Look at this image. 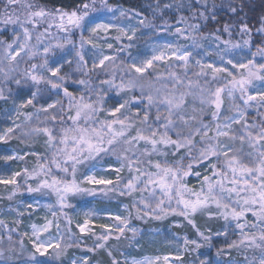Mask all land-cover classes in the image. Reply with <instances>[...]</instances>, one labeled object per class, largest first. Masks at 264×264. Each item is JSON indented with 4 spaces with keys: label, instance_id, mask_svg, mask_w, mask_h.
Here are the masks:
<instances>
[{
    "label": "snow or ice",
    "instance_id": "1",
    "mask_svg": "<svg viewBox=\"0 0 264 264\" xmlns=\"http://www.w3.org/2000/svg\"><path fill=\"white\" fill-rule=\"evenodd\" d=\"M55 2L49 7L39 0H5L0 11V25L15 26L10 41L0 39V83L16 86L15 90L0 86V102L12 105L11 111L5 110L12 126L0 131V146H9L12 140L25 146L24 152L0 155V160L27 164L28 157H34L31 169L25 166L0 175V185L8 189L9 201L22 190L40 199L55 197L54 202L36 201V208L44 212L43 223H29L28 230L19 233L22 239L13 241L9 234L5 247L0 238V261L14 264L15 245L23 254L27 240L31 248L25 264L62 262L70 249H80L81 241L90 239L92 244H85L84 252L103 254L110 258L108 264H120L113 249L124 241L131 247L143 238L130 226L133 219L177 217L182 222L173 226L190 227L195 238L180 237L183 248L177 244L174 255L131 264H185L183 254L189 250L201 253L214 247V258L198 256L193 264H264V113L259 112L264 107V47L250 55L244 51L253 39V26L241 15L249 5L245 0H225L220 7L233 16L205 36L200 24H191L184 16L177 18L184 27L172 31L167 20L162 27L147 18L135 24L115 23L140 13L130 17L133 9L114 7L109 0L78 4L59 0L61 7ZM196 2L203 8L197 9L200 20L219 23L215 0ZM171 7L157 4L154 12L162 14ZM101 12L112 16L96 15ZM257 25L255 31L264 43V13ZM42 26L46 27L40 31ZM142 29L168 33L185 43L149 44L151 55L134 54ZM220 33L239 34L241 41L222 39ZM208 40L215 46H206ZM201 52L212 62L197 58ZM120 53L128 59L120 58ZM69 84L78 87L71 91ZM113 92L118 99H111ZM236 93L243 106L237 103ZM225 99L231 102L230 114L222 116ZM251 102L258 106V123L247 122ZM205 117L210 119L206 122ZM39 138H43L44 155L34 147ZM106 157L114 160L105 161ZM191 176L198 178L199 187H189ZM115 196L131 198L123 213L87 206L77 211L70 202L75 197L103 201ZM26 209L33 210V204ZM10 211L17 217L25 215L16 208ZM198 216L205 218L203 227ZM220 221V227H211ZM11 223L18 228L23 220ZM5 227L0 220V230ZM214 237H223L226 247H217ZM248 251L254 253L251 258ZM70 264L92 261L81 257Z\"/></svg>",
    "mask_w": 264,
    "mask_h": 264
},
{
    "label": "rangeland",
    "instance_id": "2",
    "mask_svg": "<svg viewBox=\"0 0 264 264\" xmlns=\"http://www.w3.org/2000/svg\"><path fill=\"white\" fill-rule=\"evenodd\" d=\"M117 7V6H114ZM96 15L101 16V17H111L112 14L111 13H106V12H101V13H97ZM118 15V13H117ZM130 17H133L134 15H129ZM140 19L139 17H135L131 20L129 19H121L119 21H113L115 23H120V24H127V23H132L135 24L136 20ZM5 27H9L2 29V27H0V33L4 32L5 30H7L10 34L9 37L12 38V33L14 30L15 26L9 25V26H5ZM43 27L46 26H42L40 28V31H43ZM176 27H180L183 28L184 26H172V31L175 30ZM16 31H19L18 29H16ZM62 35V34H61ZM138 35L141 36V39L139 41V43L137 44L136 48H134L132 51L134 54H138V55H151V49L148 47L149 44H163V43H185V41L180 40L178 37L176 36H171L168 35V33H164V32H155L152 31L151 29H142L141 33H138ZM150 35V38H149ZM241 41V40H240ZM190 44V41L187 42ZM206 44V46L212 48L215 46V44L211 41H205L204 42ZM257 48H252L250 46V49H245L244 51L247 52L249 55L251 52H255ZM239 51V50H236ZM113 54V52L111 53ZM197 58H200L202 60H206L207 62H212V58L209 57H204L203 53L201 52V55ZM260 58L257 57V60H259ZM246 62V61H245ZM217 63H219L217 61ZM223 66V65H221ZM229 69L231 70V67L228 66ZM178 71H180V69H177ZM26 91V89H25ZM253 95H255V92H252ZM236 99H237V103H240L241 106H243V101L239 100V93H236ZM226 105H228L227 111L225 113L226 114H230L228 113V108L230 106V101H228L227 99H225ZM252 103V107L249 108L248 110V123H258L261 120V116L257 113V105L255 104V102H251ZM9 110L11 111L12 109V105L11 102L8 105L5 104H1L0 105V131H2L5 127L7 126H12V121L10 119H6L5 115L6 112L5 110ZM259 112L260 113H264V107H260L259 108ZM12 115L14 116L15 113L14 111L12 112ZM70 123V122H69ZM11 147L8 146H0V155H5V154H12V155H16L18 152L16 151L15 153L12 152ZM108 160H114V158L112 157H106L105 161ZM24 168V162L23 161H9V162H5L3 160H0V175H11L13 172L18 171V170H22ZM127 172V171H126ZM18 177V182L23 185V178L22 181H19ZM189 183V187H191L192 185H196L197 187H199V180L197 177L195 176H191L188 178ZM31 183V181H30ZM23 194L29 195L28 197H26L23 200L20 201H11L9 202L8 206L3 207L0 206V220H4V221H8L11 222L13 219H21L23 220V224L19 225V227H21V231H25L28 230V225L29 223H43L42 219H40V217H43L44 212L37 209L36 208V201L38 199H40L39 197H35L34 194H29L26 191L22 192ZM55 201V197L54 196H48V197H44L43 199H40L41 203H48V202H54ZM70 202L77 205V211L81 210L82 207H103V208H107L110 210L111 214H116V213H123V205L126 204L125 202L122 201H118L115 198L111 199V200H99V199H94L92 197H75V198H70ZM28 203H32L33 204V210H28L26 209V205ZM129 204V203H127ZM10 208H16L17 211H25V215L23 217H17V212H13L10 211ZM32 211V215L31 217H29L28 212ZM69 212V215H74V213L71 210H65ZM37 212L39 213V216L37 215ZM102 215L107 216L108 213H103ZM254 219V218H253ZM136 220L133 219L132 223H131V227H136L140 233L141 236L143 238L138 237L139 239V243L133 242V245L131 247L128 246L127 242L124 241L120 244V246H124L125 248H123L124 250L120 251V258L119 261L121 262V264H124V262L127 260L129 262V264H131L132 260H143L146 257L147 258H153L156 256H161V255H174L177 251V244L180 245L181 248H183V242L182 239H180V237L186 235L185 233H177L173 230L172 226L176 223L174 222L172 224V226H168L166 228L163 229H144L141 228L140 226L137 225V223L135 222ZM61 222L64 223L63 218H61ZM71 227H75V223H73L71 225ZM56 231L55 228L52 229V233L54 234ZM7 232V230H6ZM12 235L13 240H20L22 239V237L19 235V233H17L16 229H12V231H8V235ZM128 235H131V233L129 232ZM236 235L238 236V231L236 233ZM214 240L217 241V247H226V245H224L222 243L223 241V237H214ZM83 242V240L81 241V243ZM207 251V253L209 255H203L201 256V253ZM216 248H211V249H207L204 251H201V253H197V252H193L191 250H189V253H184V259H185V264H193V261L196 260V258L198 256H200L203 259H210V258H214V254H215ZM253 252L252 251H248L247 255L249 256V258H251L253 256ZM255 255H259V252H255ZM236 256H233L237 259L242 260V257L238 256L236 253ZM227 258V257H226ZM0 264H3L0 262ZM21 264H25V262L21 263ZM198 264V261H197Z\"/></svg>",
    "mask_w": 264,
    "mask_h": 264
},
{
    "label": "trees",
    "instance_id": "3",
    "mask_svg": "<svg viewBox=\"0 0 264 264\" xmlns=\"http://www.w3.org/2000/svg\"><path fill=\"white\" fill-rule=\"evenodd\" d=\"M72 0H63L64 4H68L71 3ZM75 2L78 4L80 2V0H75ZM209 2L211 3V0H209ZM225 2V0H215V3L217 5L216 8V12H217V20H219V23H217L216 20H209V21H204V20H200L199 16H198V12L197 9H199L200 11H203V8L201 7V5L197 4L196 0H109V3L113 4V6H117V7H123L124 9H133V12H130L129 15H134L135 12H139V18L140 19H144L147 18L148 20H152L153 23L157 26H161L163 25V21L167 20L168 23L172 26H184L183 24H179L177 23V18H179L180 16H184L188 18V22L191 24H200L201 27V31L203 32V34L205 36L209 35L210 32H214L216 29H221L222 25L224 23H228L230 18L233 16L232 13L228 12L227 8L224 7H220L221 4H223ZM245 2L249 5V8H246L244 10V12L241 13L242 16L245 17V21L249 22L252 26H253V31H252V44L251 47L252 48H258V47H264V43H262L261 38H260V34L257 33L255 31V27L258 26L257 25V20L258 18L261 16L262 13H264V0H245ZM39 3L41 4H47L49 7L53 6L54 0H39ZM167 3V4H171L172 7L169 9H164L163 13H155L154 9H156L157 4L160 5L161 8H163V5ZM183 3V7L182 8H177V5ZM4 4H5V0H0V11L3 10L4 8ZM55 6L56 7H61L62 4L59 2V0H56L55 2ZM249 9H251L249 11ZM18 11H20L18 9ZM195 15V18H193V14ZM0 27H2V29L8 28L9 27H5L4 25H0ZM53 31H55V29H53ZM233 31L235 32V29H233ZM9 32L7 30H5L4 32L0 33V39H5V40H11V38L9 37ZM221 34V38L222 39H233L234 41L239 42L241 40V36L239 34H235L232 37H229L227 33H220ZM76 39L78 40V34L76 36ZM122 43H127V41H122ZM119 46V45H117ZM133 50V49H132ZM113 54H115L113 52ZM120 58H124V59H128L127 54L126 53H120L119 54ZM120 58H118L117 63L120 62ZM161 67H163V65H161ZM120 75H125L124 73H118V76ZM189 75H191V70L189 71ZM127 78V77H125ZM117 82H119V80H117ZM96 83L98 84V80L96 81ZM9 87H11L12 89L15 90L16 86L14 84H9ZM78 86L76 85H71L69 84V90L71 91H75L76 88ZM138 95V93H136ZM111 99L115 100L118 99L115 96V93H111L110 94ZM3 102H0V105ZM189 103H191V99L189 98ZM228 105H226V102H224V106H223V110H222V116L225 115ZM133 110H136V107L133 108ZM155 111V109H153V112ZM210 119V117H205L206 122ZM19 122V121H17ZM235 127H239L238 125ZM19 131V130H18ZM174 135V134H173ZM11 148H15L18 152H24L25 150V146L23 144H20L19 141L17 140H12L9 143V146ZM35 150L41 154L44 155L45 153V147L43 144V138H39L38 142L35 143L34 145ZM171 158V157H170ZM28 167L29 169H31L34 166V157H28V162L27 164H25L24 162V167ZM83 171V169H82ZM203 171V170H201ZM124 176H127L128 173L125 171L123 173ZM19 181H22V178H19ZM10 187V186H9ZM8 195V189L5 188V186L0 185V206L6 207L8 206L9 201L6 197ZM29 195L23 194V193H18L12 201H20L25 199L26 197H28ZM116 200L118 201H122L125 203H131V198L129 197H120V196H115L114 197ZM198 223L203 227L204 223H205V218L204 217H200L198 216L197 218ZM177 221H181L182 222V218H177V217H169L167 220L165 221H151V220H136L135 222L137 223L138 226H140L141 228L144 229H163L166 228L168 226H172V224L174 222ZM7 224V227L3 228L2 230H0V238H2L4 240V246H7V242H8V231L10 229H16L17 233H20L21 231V227L16 228L15 226L12 225L11 222L5 221ZM222 221L220 222H214L212 223L211 227L214 228H218L222 225ZM65 227V224L63 222H61V235L64 234L63 229ZM73 229V231H76V228L71 227ZM173 230L177 233H185L186 235H188L189 237H193L195 238V234L193 232V230L188 227H182V228H176L174 226H172ZM7 230V232H6ZM13 241H18V240H13ZM25 243V249H24V253L20 254L19 253V244L17 243L15 246L17 247V251H18V255L14 260V264H21L23 262H25L26 260V256H27V252L30 250L31 246L28 244L27 240L24 241ZM113 243H115L113 241ZM85 244H87V246H91L92 241L90 239H86L83 240V242L81 243V248L80 249H70L68 252V255L63 258L62 262L61 261H53V262H49V264H70V261L72 259H77V258H83V259H89L92 261V264H96V261L99 260L100 264H108V261L110 258H108L106 255H96L94 253H86L83 251V248L85 246ZM123 248H125L124 246H119V248H114L113 252L115 255V258L117 260H119L120 258V251L124 250ZM51 251V250H50ZM201 251H204V249H201ZM232 256H236V253L233 252ZM43 259V258H42ZM1 263H3V261H0ZM121 264V262H120Z\"/></svg>",
    "mask_w": 264,
    "mask_h": 264
},
{
    "label": "clouds",
    "instance_id": "4",
    "mask_svg": "<svg viewBox=\"0 0 264 264\" xmlns=\"http://www.w3.org/2000/svg\"><path fill=\"white\" fill-rule=\"evenodd\" d=\"M0 86H4V87H9V85H7V84H3V83H0Z\"/></svg>",
    "mask_w": 264,
    "mask_h": 264
}]
</instances>
